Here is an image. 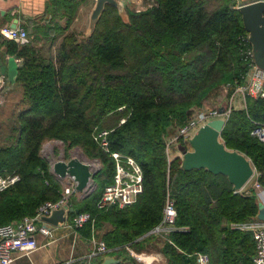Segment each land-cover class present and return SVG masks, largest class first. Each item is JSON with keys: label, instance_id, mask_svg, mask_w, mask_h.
Listing matches in <instances>:
<instances>
[{"label": "trees", "instance_id": "16d2710c", "mask_svg": "<svg viewBox=\"0 0 264 264\" xmlns=\"http://www.w3.org/2000/svg\"><path fill=\"white\" fill-rule=\"evenodd\" d=\"M239 7L238 0H155L124 21L107 5L94 33L83 39L67 32L72 14L50 57L32 40H4L7 54L21 60L16 82L25 108L15 142L0 147V176L21 178L0 191V226L61 198L62 183L41 156L45 140H59L102 164L96 190L79 202L77 193L71 196L79 213L95 218L84 226L89 236L103 231L110 249L138 243L161 223L169 192L180 230L163 247L168 264H197L198 252L209 254L211 264H254L253 235L233 226L257 218L256 196L236 193L226 176L185 171L180 158L169 163L166 155L173 122L184 124L222 85L245 84L252 45ZM257 124L264 125V98L248 96L244 109L232 110L221 141L250 159L264 188V142L251 136ZM97 130L110 131V152L134 158L143 170L144 192L130 207H97L115 174L113 158L94 139Z\"/></svg>", "mask_w": 264, "mask_h": 264}, {"label": "built area", "instance_id": "2783aa9c", "mask_svg": "<svg viewBox=\"0 0 264 264\" xmlns=\"http://www.w3.org/2000/svg\"><path fill=\"white\" fill-rule=\"evenodd\" d=\"M0 33L5 40L15 41L22 45L30 41L28 32L21 27L12 28L11 26H4L1 28ZM246 54L250 61L251 70L246 77L245 84L237 86L235 92L243 96L244 102H246L248 96L264 98V70L256 66L253 49ZM233 101L234 96L231 99V106L226 108V113L222 117L218 108L211 109L208 112H199L194 116L191 115L180 128L179 132L170 141L166 142L168 162L173 161L172 152L175 150L174 146L176 144L183 145L182 143L190 144V139L209 121L217 118H223L227 121L234 109ZM120 122L124 124L126 119L124 118ZM109 133L110 131L107 130H97L94 134L95 141L102 149L110 153L115 162L113 181L105 187L103 196L97 205L99 210L105 211L112 207H118L119 209L130 207L137 202L138 198L144 192V175L141 166L132 157L125 156L119 152H110L108 142ZM251 136L264 142V125L257 124L252 130ZM177 153L179 157H182L179 151ZM95 166L98 167L97 165ZM20 179L18 174L0 176V191L3 192L11 188ZM61 183L63 191L58 201L44 203L38 208L34 216H27L20 221L0 226V264H13L17 256L30 255L38 249L36 234L39 230V225L42 224L40 217L42 215H49L52 210L58 209L65 203L71 205V196L77 193L75 185L70 179L68 181H61ZM254 189L257 200L264 205V188L258 182H255ZM86 192L90 194L91 191L88 189L84 193ZM177 216L175 201L168 192L161 223L145 236L155 235L169 238L172 232L180 230L176 226ZM94 222L95 218L92 214L84 212L76 214L70 224L75 229H82L88 223L94 225ZM233 227L242 231L252 232L256 249L253 263L264 264V221L257 218L247 223L236 224ZM41 231L46 235L49 233L46 227L41 228ZM167 240L172 243L169 239ZM109 251L110 248L104 241L96 242V250L90 255V258L99 254H107ZM194 256L196 257L197 264H211L210 255L207 253L198 252Z\"/></svg>", "mask_w": 264, "mask_h": 264}, {"label": "crops", "instance_id": "0c3cea01", "mask_svg": "<svg viewBox=\"0 0 264 264\" xmlns=\"http://www.w3.org/2000/svg\"><path fill=\"white\" fill-rule=\"evenodd\" d=\"M118 1L124 5L127 13L147 11L155 5V0ZM256 1L259 0H238V3L242 6ZM73 5L75 9H70ZM95 5L96 0H0V30L4 26L12 27L17 22V27L28 32L29 40L42 54L55 56L62 40V29L72 14L74 18L67 32L75 33L80 39L89 36L90 16ZM4 40L0 33V60L7 66L12 56L7 54L3 46ZM16 62L19 66L21 60L17 59ZM14 93L19 101L23 100L22 86L17 82L12 83L7 77L3 78L0 107L5 104L6 97H12ZM240 103L239 109H244V99H240ZM239 193H255L254 184L246 186ZM43 227L48 229V235L41 231ZM102 232L94 233L93 230L89 236L86 228L75 229L71 224L50 227L42 223L36 234L38 249L30 255L17 256L13 264H102L107 257L118 262L116 264H168L163 247L169 238L155 235L144 236L136 244L110 249L107 254L90 258L96 250V242L103 241Z\"/></svg>", "mask_w": 264, "mask_h": 264}, {"label": "water", "instance_id": "95a60500", "mask_svg": "<svg viewBox=\"0 0 264 264\" xmlns=\"http://www.w3.org/2000/svg\"><path fill=\"white\" fill-rule=\"evenodd\" d=\"M107 5L115 7L124 21L129 20L126 8L118 0H96V5L90 16L89 36L94 33ZM239 10L242 13L245 29L249 34L256 66L264 70V0L242 5ZM16 27L17 22L12 25V28ZM16 60L15 57L9 58L7 66L0 60V90L3 78L7 77L12 83L16 82L19 72ZM219 113L223 116L226 113V108L220 107ZM226 122L223 118L209 121L190 139V148L180 147L181 167L185 171L205 169L214 175L226 176L233 185L234 191L239 193L258 174L250 159L238 151L227 149L221 141V133ZM99 170L100 168H97L95 164L78 157H73L68 161L60 159L51 162L52 173L60 181L70 179L78 194H82L92 187ZM258 209V218L264 221V205L261 202H258ZM78 213L79 210L65 203L58 209L52 210L49 215H42L40 220L50 227L67 226L70 224V216ZM116 263L118 262L107 257L102 264Z\"/></svg>", "mask_w": 264, "mask_h": 264}, {"label": "rangeland", "instance_id": "374dc122", "mask_svg": "<svg viewBox=\"0 0 264 264\" xmlns=\"http://www.w3.org/2000/svg\"><path fill=\"white\" fill-rule=\"evenodd\" d=\"M52 55L53 54H49L48 56L50 57ZM236 88L237 87H228L222 85L220 88L214 90L213 92H211L210 96L203 103V105L205 106L195 109L193 111L192 116L196 115L199 112H208L211 109H217V108L219 109L220 107L228 108L229 106H231L230 104L233 96H234L233 110H238L241 107L240 99H244V98L242 95L235 93ZM5 100H6L5 104L0 107V147H5L15 142V139L18 136V132L16 130V128L19 125L18 115L25 108L22 104V101L21 100L19 101L15 93L12 95V97H6ZM245 104L246 102H244V105ZM183 125L184 124L178 125L177 122H173L168 128L167 141H170L179 132L180 128ZM180 147H182L181 144H176L174 146V149L176 151L173 150L172 152V160H175L176 158H180V159L182 158L179 157L177 153ZM190 147L191 146L189 144V148ZM41 156L47 159L50 163L60 159H64L68 161L72 157H78L81 160L94 163L95 165L98 166L97 168L101 169L102 167L101 162L96 158H91L90 156L86 155L83 148L80 147L68 148L63 142L59 140H45L41 147ZM255 178H257V175ZM255 178H253L246 186L255 184L254 183L256 180ZM65 181H68V179ZM96 188H97V183L93 182L92 187L90 188L91 191L90 194L93 191H95ZM90 194L88 192L77 194L76 199L79 202ZM252 194L256 196V193H252ZM257 202L259 201L257 200Z\"/></svg>", "mask_w": 264, "mask_h": 264}]
</instances>
